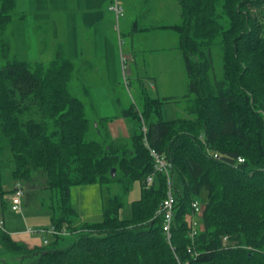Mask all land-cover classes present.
<instances>
[{"label": "trees", "instance_id": "1", "mask_svg": "<svg viewBox=\"0 0 264 264\" xmlns=\"http://www.w3.org/2000/svg\"><path fill=\"white\" fill-rule=\"evenodd\" d=\"M176 3L179 24L162 28L178 36L188 93L161 98L140 84L139 108L131 105L122 113L134 127L133 135L109 140L111 118L89 119L86 111L92 105L69 92L75 70L67 54L55 52L48 64L8 60L3 36L16 0H0V59L6 61L0 66V196L6 143L15 165L14 183L23 187L40 177L51 193L50 224L65 232L53 236L52 243L30 248L0 228V245L12 254V264H264V0ZM47 5L34 0L36 10L45 11ZM46 14L34 19L45 21ZM26 19L22 14V24ZM216 46L220 78L213 72ZM179 100L185 116L163 120L162 105ZM143 125L151 146L171 164L169 241L157 215L167 183L155 174L146 185L153 167L142 141ZM174 173L180 190L172 186ZM135 182L140 198L131 202L130 217L122 219L124 198ZM90 184L108 190L101 196L102 221L72 227L77 214L70 189ZM112 184L119 185L120 194L109 196ZM204 192L202 212L195 217L197 232L190 237L191 204ZM68 233L75 240L58 247Z\"/></svg>", "mask_w": 264, "mask_h": 264}, {"label": "rangeland", "instance_id": "2", "mask_svg": "<svg viewBox=\"0 0 264 264\" xmlns=\"http://www.w3.org/2000/svg\"><path fill=\"white\" fill-rule=\"evenodd\" d=\"M118 3L123 9V15L116 20L114 12L107 13V51L104 59L93 63L101 69L92 72L84 71L83 63L80 71L68 84L72 96L80 99L87 107L89 119L103 116L111 118L106 125L109 138H122L130 134L131 122L122 117L124 110L131 105L140 106V84L145 90L155 95L150 87L153 74L159 70V82L164 92L163 96L180 99L187 94V79L184 63L181 59V76L178 71L169 70L170 59L165 56L170 47L178 44V36L172 29L162 26L179 24L180 14L176 0H107V5ZM36 4V0H35ZM47 13L48 18L58 17L60 20L50 26L43 20H35L36 15ZM22 14L26 22L22 24ZM264 14V11H263ZM264 16V15H263ZM66 16L64 12L53 14L50 10L40 11L34 7V0H16L13 21L8 25L4 38L8 41L10 52L8 60H18L30 63L41 62L48 64L54 59L55 52L67 54ZM72 49V47H71ZM214 74L217 78L222 75L221 55L218 46L212 48ZM133 59L136 63H133ZM0 59V66L5 64ZM155 67L156 69H153ZM213 75V73H212ZM84 90L88 91V95ZM184 102H168L162 105V118L171 121L185 116ZM39 119V118H38ZM103 131V129H101ZM90 138L99 139L98 135L90 133ZM103 138L107 137L102 134ZM105 136V137H104ZM101 138V137H100ZM110 140V139H109ZM128 141V140H125ZM15 165L10 150L4 143L1 157V187L0 220L5 224L3 230L10 235L30 230L49 229L51 212V193L46 189L44 181L38 177L28 184H23L24 195L21 198L20 212L10 210V192L14 184L12 172ZM172 186L181 189L179 176L172 174ZM105 186L98 184L78 185L70 189V203L76 211L77 218L72 227L84 223L93 224L102 221V192ZM120 194L118 184L110 186L109 196ZM108 195V194H107ZM140 198V184L135 182L129 194L124 198V207L120 218L130 217V205ZM206 194L202 193L199 203L205 202ZM3 215V218H2ZM43 237L49 242L54 241L51 235ZM40 239V236H31ZM75 240L74 233H68L59 240L58 247H67ZM0 261L12 264L15 259L0 245ZM1 264V263H0Z\"/></svg>", "mask_w": 264, "mask_h": 264}, {"label": "crops", "instance_id": "3", "mask_svg": "<svg viewBox=\"0 0 264 264\" xmlns=\"http://www.w3.org/2000/svg\"><path fill=\"white\" fill-rule=\"evenodd\" d=\"M45 2L48 4L47 10H50L51 13H65L66 29L68 31L67 56L74 63L75 71L73 72V77L80 71V64L78 63L80 61L83 63L84 71L87 69H90L92 72L99 71L101 68L96 64L93 65V63L97 62V59H104V56H106V28L108 22L107 13L108 10H110L112 3L108 6L107 0H45ZM59 20L60 19L55 16L48 18L45 21L48 22L50 26H52ZM165 50H168V52H165V56L170 59L168 65L169 70H167V72H174L177 70L179 76H181V57L176 46H172ZM133 63H136L135 59H133ZM153 69L156 68L153 67ZM158 73L159 70L153 74V82L150 83V87L156 96L164 98L166 96H163V93L165 92L162 85H160ZM84 92L85 94L88 93L86 90H84ZM110 122L111 121L108 123L110 124ZM130 125V134L123 138L131 137L133 135L134 127L132 124ZM111 138L118 139L115 137ZM12 190L13 187L11 192ZM10 236L13 240L23 243L30 248L38 247L42 244L41 238L33 240L30 237L35 235H28L25 231L13 233Z\"/></svg>", "mask_w": 264, "mask_h": 264}, {"label": "built area", "instance_id": "4", "mask_svg": "<svg viewBox=\"0 0 264 264\" xmlns=\"http://www.w3.org/2000/svg\"><path fill=\"white\" fill-rule=\"evenodd\" d=\"M110 10L115 13L116 20L123 15V9L118 4L115 3L114 5L110 6ZM142 134H143V145L147 149L148 154L152 161V167H153V173L149 175L146 178V185L150 186L153 183L155 174H162L167 183V193L165 199L162 201L158 211L157 215L160 214L162 216V231L167 239V241L171 238V224L173 220V205H174V199L171 193V164L166 159V157L158 152L156 149H154L147 137V130L145 126H142ZM216 157V156H214ZM238 162L242 163V159H238ZM24 195L23 187L19 182H15L13 186L12 193L10 195V210L13 213L20 212V205H21V198ZM191 207L193 209V217L190 219L189 226H190V237H193L196 234V228L198 227V222L196 220V216H199L202 212V205L198 201H194L191 204ZM4 223L2 220H0V228L3 229ZM28 235H37L41 237L42 244H47L48 241L43 237V235L48 234L53 236L56 235H64V230L57 231L53 226H51L49 229H39V230H26L25 231ZM223 242H226V239L223 238ZM188 252H191V249H188Z\"/></svg>", "mask_w": 264, "mask_h": 264}, {"label": "water", "instance_id": "5", "mask_svg": "<svg viewBox=\"0 0 264 264\" xmlns=\"http://www.w3.org/2000/svg\"><path fill=\"white\" fill-rule=\"evenodd\" d=\"M112 173H113V170H112Z\"/></svg>", "mask_w": 264, "mask_h": 264}]
</instances>
